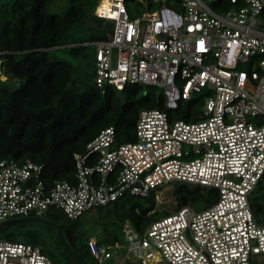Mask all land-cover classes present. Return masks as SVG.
<instances>
[{
  "label": "built area",
  "instance_id": "obj_1",
  "mask_svg": "<svg viewBox=\"0 0 264 264\" xmlns=\"http://www.w3.org/2000/svg\"><path fill=\"white\" fill-rule=\"evenodd\" d=\"M181 3L133 18L127 0H99L96 13L114 30L94 42L97 84L157 87L169 110L142 109L135 140L117 143L114 126L103 129L74 153V182L48 186L43 164L0 159V222L43 217L52 206L74 219L126 193L188 183L217 190V199L202 209L183 205L143 231L124 224L123 241L90 238L98 263L129 253L141 264L261 261L264 223L251 195L264 175V0ZM199 95L191 120L175 117L180 102ZM0 264L54 263L40 245L0 239Z\"/></svg>",
  "mask_w": 264,
  "mask_h": 264
},
{
  "label": "trees",
  "instance_id": "obj_2",
  "mask_svg": "<svg viewBox=\"0 0 264 264\" xmlns=\"http://www.w3.org/2000/svg\"><path fill=\"white\" fill-rule=\"evenodd\" d=\"M181 1L127 0V6L134 18L162 4L182 10ZM98 3L99 0L0 2V159L12 158L19 163L30 159L43 164V180L48 186L58 179L75 181L74 153L84 152L103 129L114 126L117 143L135 140L142 109L169 110L157 87L137 83L118 89L97 84L94 42L107 40L114 30V22L97 15ZM223 6L232 7L228 2ZM220 7L215 9L220 11ZM203 102L199 95L180 102L173 113L176 118L191 120L193 107H201ZM172 185L176 209L187 204L202 209L218 197V191L208 187L181 182ZM156 196L155 191L146 197L126 193L74 219L60 209H49L45 217L61 227L77 264H99L88 247L93 233L100 235L99 243H113L123 241L122 228L127 222L143 231L152 221L171 212L157 209ZM251 205L256 219L264 223V175L251 195ZM44 224L55 232V245L72 264L57 227ZM22 235L47 254L54 253L55 247L39 230H24ZM19 236L13 234L11 238L22 241ZM254 264L264 262L256 260Z\"/></svg>",
  "mask_w": 264,
  "mask_h": 264
},
{
  "label": "rangeland",
  "instance_id": "obj_3",
  "mask_svg": "<svg viewBox=\"0 0 264 264\" xmlns=\"http://www.w3.org/2000/svg\"><path fill=\"white\" fill-rule=\"evenodd\" d=\"M2 0H0L1 2ZM210 5L212 7H214V3H210ZM200 107L196 106L193 107V111L195 114H197L198 110ZM174 191V185H170V186H166L162 189H159L156 194V198H157V202H158V207L157 209L160 211H173L176 209L177 207V200H176V196L173 193ZM197 209H199V207H196ZM50 211H55L56 208L55 206H52L49 208ZM49 211H46V213H48ZM45 217V214L44 216ZM46 218V217H45ZM127 225H131V223L127 222L125 223ZM24 230H39V232L43 235L45 240H50V242L53 244V246L55 247V251L54 253H51L49 256L51 257V259L53 260L54 264H68L65 258V255L62 253V250L58 249V246L55 245L54 243V234L55 232L51 229H48V226L46 224H44L43 222H39V221H34L31 225H20V223H16V224H12L11 226L0 230V239H7V240H12L11 236H13V234L16 235H20V240L22 241H26V239L24 237H22V231ZM49 236L52 238H49ZM93 236L95 238H99V236L97 235V232L93 233ZM262 262H264V257L262 259H260ZM106 264H126V263H130V264H139L140 261L138 260V258L132 254H128V255H122V256H116L110 260H107L105 262Z\"/></svg>",
  "mask_w": 264,
  "mask_h": 264
},
{
  "label": "water",
  "instance_id": "obj_4",
  "mask_svg": "<svg viewBox=\"0 0 264 264\" xmlns=\"http://www.w3.org/2000/svg\"><path fill=\"white\" fill-rule=\"evenodd\" d=\"M25 221H39V222H43V223H48V224H53L57 227L59 234H60V238L62 240V242L64 243V245L66 246V248L68 249L71 259H72V264H77V259L75 256V253L73 251V248L71 247V245L67 242L63 230L61 229V227L55 223L52 220H49L45 217H41V216H25V217H17V218H12V219H7L4 221L0 222V230H3L9 226H11L12 224H16V223H20V222H25Z\"/></svg>",
  "mask_w": 264,
  "mask_h": 264
}]
</instances>
